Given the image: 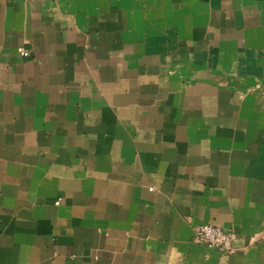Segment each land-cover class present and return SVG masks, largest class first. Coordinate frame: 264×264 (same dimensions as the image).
Returning a JSON list of instances; mask_svg holds the SVG:
<instances>
[{
    "label": "crops",
    "instance_id": "crops-1",
    "mask_svg": "<svg viewBox=\"0 0 264 264\" xmlns=\"http://www.w3.org/2000/svg\"><path fill=\"white\" fill-rule=\"evenodd\" d=\"M0 264H264V0H0Z\"/></svg>",
    "mask_w": 264,
    "mask_h": 264
},
{
    "label": "built area",
    "instance_id": "built-area-1",
    "mask_svg": "<svg viewBox=\"0 0 264 264\" xmlns=\"http://www.w3.org/2000/svg\"><path fill=\"white\" fill-rule=\"evenodd\" d=\"M21 56L26 52L18 49ZM192 242L196 245L212 247L223 254L235 252L236 235L232 231H224L211 225H197L192 228Z\"/></svg>",
    "mask_w": 264,
    "mask_h": 264
}]
</instances>
